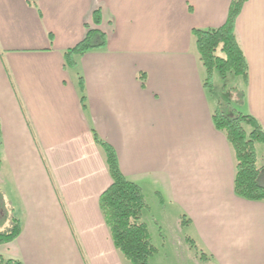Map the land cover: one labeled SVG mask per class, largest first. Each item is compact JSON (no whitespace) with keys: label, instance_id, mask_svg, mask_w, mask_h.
<instances>
[{"label":"crops","instance_id":"obj_1","mask_svg":"<svg viewBox=\"0 0 264 264\" xmlns=\"http://www.w3.org/2000/svg\"><path fill=\"white\" fill-rule=\"evenodd\" d=\"M230 3L36 0L34 8L0 0V190L20 228L0 245L2 259L130 264L99 209L111 178L95 134L145 198L174 208L178 226L188 219L183 228L207 258L200 263L264 264V203L234 194V155L212 124L191 35L222 26ZM86 26L106 45L67 69L63 54L84 39ZM234 33L248 68L241 106L264 130V0L244 4Z\"/></svg>","mask_w":264,"mask_h":264},{"label":"trees","instance_id":"obj_2","mask_svg":"<svg viewBox=\"0 0 264 264\" xmlns=\"http://www.w3.org/2000/svg\"><path fill=\"white\" fill-rule=\"evenodd\" d=\"M248 0H231L227 17L222 26L209 30H192L198 59L203 68V86L210 94L214 103L211 120L214 128L222 132L232 149L235 161L233 191L236 197L246 201L264 203V186L259 182L263 167L257 166L254 145H264V130L250 115L238 112L234 107L241 105L245 99V85L248 80V68L240 47L235 38V23ZM36 8V0H26ZM95 26L100 23L99 11L92 13ZM105 36L95 29L87 28L84 39L68 49L63 54L65 67L76 70L75 59L93 50L104 48ZM215 79L219 80L221 89L216 95ZM230 79H237L238 84L230 86L232 100L223 98ZM80 103L84 107L83 82L78 78ZM225 93V92H224ZM234 97H236L234 99ZM94 141L102 148L108 173L111 178L110 186L99 197L98 205L104 222L110 233L115 249L130 264H149L156 254L151 236L142 221V212L148 209L146 198L141 188L130 182L121 174L117 156L114 150L100 141L94 134ZM188 219L182 216L180 226L185 227ZM20 232L19 224L12 220L11 227L6 232H0V245L10 243ZM190 248L195 251L199 260H206L204 254L198 252L194 242L186 239ZM0 264H20L14 260H4Z\"/></svg>","mask_w":264,"mask_h":264},{"label":"rangeland","instance_id":"obj_3","mask_svg":"<svg viewBox=\"0 0 264 264\" xmlns=\"http://www.w3.org/2000/svg\"><path fill=\"white\" fill-rule=\"evenodd\" d=\"M222 84V82L220 84L219 80L215 79L214 85L217 88L216 95L219 94V88L221 89ZM234 84H238L237 79H230L226 89L230 86H234ZM222 95L226 100H232L233 98V93L229 89L223 91ZM235 98L236 97H234V99ZM211 100L214 101L213 99ZM234 108L242 114H247L245 107L240 104L236 105ZM254 148L257 166L263 167L261 172L263 176L261 182L264 185V145L256 143ZM146 204L148 209L142 212V221L146 225L151 236L152 245L157 251L150 259V264H180L179 257L184 260H191V258H194L196 263H200L199 260H197L196 255H194L195 251L193 249L192 251L189 244L186 243L187 238L195 240L193 231H189L186 228L181 227L180 224L179 226L176 224L175 209L172 208L170 212H168V208L160 206L156 197L152 194L146 195ZM181 216H179V218ZM11 217V208L5 199L2 198L0 190V232H6V230H8L11 223Z\"/></svg>","mask_w":264,"mask_h":264}]
</instances>
